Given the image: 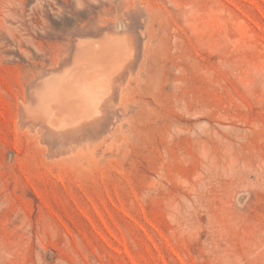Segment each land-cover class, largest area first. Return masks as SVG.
Instances as JSON below:
<instances>
[{
  "label": "rangeland",
  "instance_id": "374dc122",
  "mask_svg": "<svg viewBox=\"0 0 264 264\" xmlns=\"http://www.w3.org/2000/svg\"><path fill=\"white\" fill-rule=\"evenodd\" d=\"M106 38L107 118L48 137L34 89ZM0 264H264V0H0Z\"/></svg>",
  "mask_w": 264,
  "mask_h": 264
},
{
  "label": "bare ground",
  "instance_id": "6f19581e",
  "mask_svg": "<svg viewBox=\"0 0 264 264\" xmlns=\"http://www.w3.org/2000/svg\"><path fill=\"white\" fill-rule=\"evenodd\" d=\"M108 38L104 42L92 46L85 45L84 41L79 40L70 53V58L73 56L72 66L63 79L58 78L54 82L51 81L40 89L36 87L32 93L34 94L32 98L26 105L24 103L26 116L30 118L34 126L37 125L39 129L41 127L43 131L45 130V135L48 137L54 134H62L61 136L68 138L75 136L78 131L84 130L86 127L95 130L102 123L101 121L107 118L108 109L106 104L108 103L106 102H111L113 95L111 97L109 95V100L107 97V100L103 97L111 93L112 89L116 88L117 80L121 79L122 64H119V62L129 46L128 41L122 42L119 40L116 42ZM124 57L126 58V55ZM74 85L75 88L86 89L85 93H80L73 99H66L57 91L71 89ZM44 92L50 95V99H44V96H42ZM100 93H102L101 96ZM61 115H67L68 118L74 119V121L78 117V119L83 117L85 120L84 116L89 120L86 121L87 124L85 122V125H82L84 127L78 126L77 129L74 128V123H72L71 125L74 127L73 129L71 127L70 130L64 126L59 127Z\"/></svg>",
  "mask_w": 264,
  "mask_h": 264
}]
</instances>
